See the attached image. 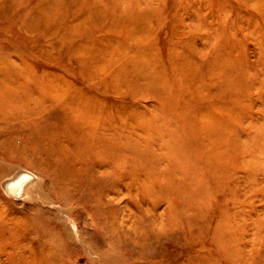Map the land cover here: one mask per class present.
<instances>
[{
	"label": "rangeland",
	"instance_id": "1",
	"mask_svg": "<svg viewBox=\"0 0 264 264\" xmlns=\"http://www.w3.org/2000/svg\"><path fill=\"white\" fill-rule=\"evenodd\" d=\"M1 94L0 264H264V0H0Z\"/></svg>",
	"mask_w": 264,
	"mask_h": 264
},
{
	"label": "bare ground",
	"instance_id": "2",
	"mask_svg": "<svg viewBox=\"0 0 264 264\" xmlns=\"http://www.w3.org/2000/svg\"><path fill=\"white\" fill-rule=\"evenodd\" d=\"M146 14L145 13H139L137 16H135V21L136 23L134 24L135 26L137 24H139L142 20H145L146 18ZM143 32V30H140V29H135L133 30V35H140L141 33ZM142 52H146V51H142ZM143 54V53H142ZM133 56V55H132ZM132 56L128 59V63H130L129 67L126 68V72L132 76H135V75H141L143 76V74L141 73L140 69H139V65L138 63L136 62V59L132 58ZM227 64V61H224L222 59L221 63L216 61L215 62V65L218 67V69L220 70L221 73H224L225 72V69H227L225 66ZM229 71V70H228ZM230 72V71H229ZM231 73V72H230ZM175 76H177V78H179V73H177V75L174 73ZM62 81L60 82H57V84H54L52 85L51 83L49 84V86L47 87H43V88H40L39 89V92L42 96H45L47 99H51L54 100V99H57L59 98L60 96L64 95V93H66L67 89L69 91H74L76 90V87L73 86V87H66L65 84H60ZM155 81L152 82L151 86H153ZM171 83L174 87V82H173V79H171ZM181 85V84H180ZM180 87V86H179ZM178 90V88H176ZM3 91H6L5 89H3ZM171 94V93H170ZM168 92L165 91V89H163L162 92H159V91H156V94L155 96H159V97H163L165 99V101H172L171 100V95H170ZM1 97L4 96V94H1L0 95ZM6 96V95H5ZM63 110H67L65 107H62ZM69 112V111H68ZM89 112L87 111H77V114H74V115H78V117L81 119V118H84ZM72 117V120H74L73 116ZM75 121V120H74ZM202 128L204 130H206L207 126H208V123L206 121H203L202 122ZM39 129H41L42 127L40 126H37ZM211 130V129H210ZM212 133V132H211ZM213 134V133H212ZM44 263V259L41 255V257H39V264H43Z\"/></svg>",
	"mask_w": 264,
	"mask_h": 264
}]
</instances>
